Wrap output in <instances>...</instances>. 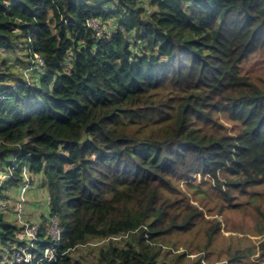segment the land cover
Here are the masks:
<instances>
[{"label": "trees", "instance_id": "1", "mask_svg": "<svg viewBox=\"0 0 264 264\" xmlns=\"http://www.w3.org/2000/svg\"><path fill=\"white\" fill-rule=\"evenodd\" d=\"M262 47L264 0H0V52L24 57L0 74V196L27 166L63 233L48 260L33 221L15 262L31 240L0 211L4 264H88L73 252L95 246V264H215L217 221L203 257L172 252L203 218L178 182L208 175L229 202L264 184V80L240 69Z\"/></svg>", "mask_w": 264, "mask_h": 264}, {"label": "rangeland", "instance_id": "2", "mask_svg": "<svg viewBox=\"0 0 264 264\" xmlns=\"http://www.w3.org/2000/svg\"><path fill=\"white\" fill-rule=\"evenodd\" d=\"M147 1L143 0L144 3H147ZM0 53L3 54V52ZM22 54L21 49L11 55L0 54V58L4 57V63L0 60V74L10 75L13 71L16 72L14 68L17 65L21 66L19 59L24 58ZM240 69L242 74L250 77L254 82H262L264 80V47L252 53L241 64ZM221 120L229 127L228 132H231L232 126L226 122V118L223 117ZM30 184L33 185V182H30ZM22 185L21 182L14 187L21 188ZM178 187L191 199V203L202 211L203 218L200 219V222L198 221L197 227L190 233L177 234L174 237L180 246H177L178 251L173 249L172 252H182L183 249L190 246L195 249L194 251L201 250L191 255V257L196 255L203 257L205 255L204 229L210 228L211 221H217L219 223V233L215 235L211 245H209V259L211 262L228 264L227 259L236 255L237 258L233 264H264V259L260 256L258 247L264 239V184L250 186L243 189V192L240 190L232 191L230 202L225 199L226 195L222 192L224 185L219 187L208 175H201L199 172H194L189 180L178 182ZM27 198L26 194V197L24 196L22 219L43 223L49 212L46 199L39 197L31 201ZM27 201H30L29 210L33 213L28 214L27 211L25 212ZM16 202H10V199H8V207L4 211L6 218L12 222L17 218L15 213ZM17 209L19 210L20 206ZM121 239L119 237V245L122 244ZM104 243L105 241H102L100 245ZM97 248L98 246L92 249L90 247L77 249L73 252V258H78L88 264H95ZM6 249V247L0 246L1 264L11 258L12 253H8ZM167 249L169 248L167 247ZM167 259L168 257H166ZM205 262L209 263L207 260Z\"/></svg>", "mask_w": 264, "mask_h": 264}, {"label": "built area", "instance_id": "3", "mask_svg": "<svg viewBox=\"0 0 264 264\" xmlns=\"http://www.w3.org/2000/svg\"><path fill=\"white\" fill-rule=\"evenodd\" d=\"M89 24L93 25L94 27L97 28L95 21L90 20ZM37 60L39 63H42L40 57H37ZM10 174H11L10 171L8 174H3L0 178V180L6 179V177H9ZM22 175L24 177V182H23V185L21 187L20 194H19L18 200L16 202V207H15V213L17 216L16 222L19 225L23 226L24 236L29 238L31 241H30L28 246L20 247L17 251L14 252L13 259L15 262H19V261L29 262L31 255L27 249L29 247H33V242H34V240H36V238L38 236L37 225L32 221H26V220L22 219V214H23V210H24V202H25L24 192L26 191V189L29 186V178L27 176L26 166L23 167ZM7 204H8V202L0 197V211L4 212L5 208H7ZM19 206H20V209L18 210L17 208ZM22 207H23V210H22ZM46 228H47L46 234H47V236L50 237V240L52 241L53 245L47 247L43 251V257L47 258L48 260H51V259H54L56 257L54 246L55 245L58 246L61 244L62 231H61V228L59 227V225L57 223L56 218H52V217H50L49 220L47 221ZM118 238L119 237H112L111 239L114 240V239H118ZM105 241H108V239H106ZM93 245H95V244H93Z\"/></svg>", "mask_w": 264, "mask_h": 264}, {"label": "crops", "instance_id": "4", "mask_svg": "<svg viewBox=\"0 0 264 264\" xmlns=\"http://www.w3.org/2000/svg\"><path fill=\"white\" fill-rule=\"evenodd\" d=\"M0 172H2V171L0 170ZM31 178H32L33 185L30 184L29 188L26 190L25 197L27 194V197H28L27 199L28 200L31 199V201H34L36 198H39V197L41 199L45 198L46 203H47L48 197H47L46 190L43 187H41L39 180H37L36 178H33L32 176H31ZM29 191H31V192H29ZM19 193H20V188L11 187V188H9L3 192L2 197L7 199V201H8V199H10V202H11V201H15L18 198ZM15 195H16V197H15ZM29 208H30V201H27L25 204V212L27 211L28 214L33 213L29 210ZM41 224H44V226H46V222H43Z\"/></svg>", "mask_w": 264, "mask_h": 264}, {"label": "clouds", "instance_id": "5", "mask_svg": "<svg viewBox=\"0 0 264 264\" xmlns=\"http://www.w3.org/2000/svg\"><path fill=\"white\" fill-rule=\"evenodd\" d=\"M23 167H25V165L23 166ZM23 167H22V170H23ZM26 168H27V176H28V178H29V184H30V182H32V178H31V176H30V172H29V169H28V167L26 166ZM9 171L12 173V171L11 170H9V169H7L6 171H4L3 173H1L2 175L3 174H8L9 173ZM10 176V175H9ZM23 176V175H22ZM1 178V177H0ZM6 179H8V177H6ZM5 180V179H4ZM0 181H2V180H0ZM23 182H24V177H23V181H22V184H23ZM28 188H29V186H28ZM27 188V189H28ZM26 189V190H27ZM20 190H21V188H20ZM25 193H26V191L24 192V196H25ZM20 194V193H19ZM1 198H3L4 200H6L7 201V199H5L4 197H2V196H0ZM19 197V196H18ZM18 200V198L15 200V202ZM8 202V201H7ZM7 207H8V204H7ZM24 211V210H23ZM53 218V217H52ZM15 221H16V219H15ZM33 222V221H32ZM47 224V223H46ZM46 227V226H45ZM47 229V228H46ZM112 237H110V238H107L108 240H112L111 239ZM62 240H63V233H62ZM106 240V239H105ZM105 240H102V241H105ZM101 241V242H102ZM105 242H107V241H105ZM61 244H62V241H61ZM96 244H100V242L99 243H96Z\"/></svg>", "mask_w": 264, "mask_h": 264}]
</instances>
